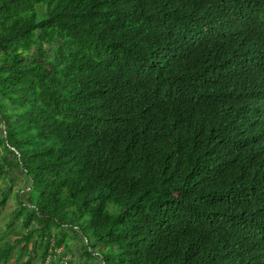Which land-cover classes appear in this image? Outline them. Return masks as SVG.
I'll return each mask as SVG.
<instances>
[{"label":"trees","instance_id":"obj_1","mask_svg":"<svg viewBox=\"0 0 264 264\" xmlns=\"http://www.w3.org/2000/svg\"><path fill=\"white\" fill-rule=\"evenodd\" d=\"M1 175L0 264H264V0H0Z\"/></svg>","mask_w":264,"mask_h":264},{"label":"rangeland","instance_id":"obj_2","mask_svg":"<svg viewBox=\"0 0 264 264\" xmlns=\"http://www.w3.org/2000/svg\"><path fill=\"white\" fill-rule=\"evenodd\" d=\"M8 185L9 188H6ZM23 185L24 183L21 181V179H15L14 181L10 182L6 176H2V175L0 176L1 195L3 194L5 196V202L3 208H0L1 211L0 212V243L3 240H10V230L6 228V222L10 218L11 211L17 207L14 193L16 190L22 188ZM81 243H82L81 238L80 239L77 238L76 240H74L70 244L71 246L69 247V250L60 257L59 263L60 264H90L93 263V261H96L97 263L98 259L94 257H90V256L85 257L81 254H78V252L81 249ZM94 246L95 249L100 247L99 244H95ZM13 258H14V251H12V256L10 257L7 264H14ZM87 258H89V260ZM33 264H38V260L36 259V261L33 262Z\"/></svg>","mask_w":264,"mask_h":264},{"label":"crops","instance_id":"obj_3","mask_svg":"<svg viewBox=\"0 0 264 264\" xmlns=\"http://www.w3.org/2000/svg\"><path fill=\"white\" fill-rule=\"evenodd\" d=\"M77 238H73V239H71L70 241H69V246L68 247H70L71 245V243L74 241V240H76ZM72 241V242H71ZM79 249H80V247H79ZM66 253V252H65ZM78 254H81V255H83L82 254V252H81V249H80V251L78 252ZM83 256H85V255H83ZM85 257H87V256H85ZM88 260H89V258H87ZM90 262V261H89ZM96 263V261H93V263H90V264H95Z\"/></svg>","mask_w":264,"mask_h":264}]
</instances>
